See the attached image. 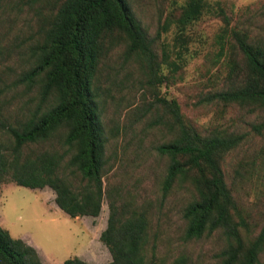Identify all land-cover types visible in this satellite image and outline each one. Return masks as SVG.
<instances>
[{
  "label": "trees",
  "instance_id": "1",
  "mask_svg": "<svg viewBox=\"0 0 264 264\" xmlns=\"http://www.w3.org/2000/svg\"><path fill=\"white\" fill-rule=\"evenodd\" d=\"M205 7V0H186L171 11L163 30L173 24L179 45L162 43L158 57L128 0H57L41 25L33 66L16 80L25 91H35L36 98L25 102L24 118L13 123L0 111V187L7 182L49 187L56 205L70 218L97 217L106 196L109 214L100 240L112 260L105 264H147L149 218L132 198H122V187L103 185L108 136L96 83L100 63L122 45L124 62L137 61L149 85L174 79L185 64L186 29ZM223 21L218 56L228 58V71L220 87L205 92L201 102L220 110H246L260 119L250 126L263 136L264 25L255 36L230 28L225 15ZM162 64L170 67L169 75L162 73ZM155 106H162L165 117L160 121L170 136L156 146L168 159L160 196L166 198L177 184L191 193L182 209L183 239L219 233L224 241L217 254L219 264H264V218L258 230L251 228L235 195V180L225 170L226 157L246 134L200 129L175 99L156 96ZM0 264L43 263L34 246L11 236L0 223ZM63 264L88 263L75 256Z\"/></svg>",
  "mask_w": 264,
  "mask_h": 264
},
{
  "label": "rangeland",
  "instance_id": "2",
  "mask_svg": "<svg viewBox=\"0 0 264 264\" xmlns=\"http://www.w3.org/2000/svg\"><path fill=\"white\" fill-rule=\"evenodd\" d=\"M160 57V46L178 47L175 26L164 31L166 17L186 0H128ZM203 15L186 29L185 64L174 79L149 85L137 61L123 60V46L113 48L102 60L97 74L102 119L108 141L103 185L122 187L124 199L146 209L147 264H219L217 254L224 241L219 233L201 240L183 239L182 209L190 198L187 186L177 184L161 198L160 184L168 159L156 146L169 139L162 106L155 97L175 99L180 111L200 129L226 128L245 133L246 139L226 157L225 170L235 180V195L251 228L258 230L264 218V132L255 134L251 122L260 119L246 110L201 102L220 87L228 71V58L218 56L224 15L229 27L258 36L264 25V0H205ZM57 0H6L0 3V111L13 123L24 118L25 102L35 91L17 85V77L33 66L32 50L41 43V25ZM162 73L170 67L162 64ZM35 101V100H34ZM158 105V104H157ZM238 170L240 173H237ZM52 189H32L3 183L0 187V223L11 236L36 246L43 264H63L77 256L88 264H105L99 249L104 243L109 199L104 196L97 217L70 218L54 201ZM108 252V251H106Z\"/></svg>",
  "mask_w": 264,
  "mask_h": 264
},
{
  "label": "crops",
  "instance_id": "3",
  "mask_svg": "<svg viewBox=\"0 0 264 264\" xmlns=\"http://www.w3.org/2000/svg\"><path fill=\"white\" fill-rule=\"evenodd\" d=\"M34 247H36V246H34ZM102 247H103V249L100 248L99 252H101L103 258H108V260H107V263H108V262H110L112 260L111 254H110L108 248L105 245H102ZM106 251H108V252H106ZM83 260L87 261V262H90V261L94 262L95 261L94 256H89L88 259L83 258Z\"/></svg>",
  "mask_w": 264,
  "mask_h": 264
}]
</instances>
